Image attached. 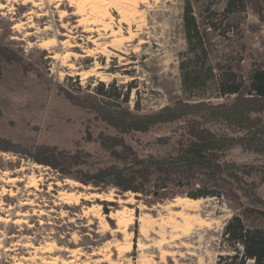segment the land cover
Masks as SVG:
<instances>
[{"label": "rangeland", "instance_id": "rangeland-1", "mask_svg": "<svg viewBox=\"0 0 264 264\" xmlns=\"http://www.w3.org/2000/svg\"><path fill=\"white\" fill-rule=\"evenodd\" d=\"M186 5L204 43L195 56ZM0 40L21 58L0 72V137L19 149L0 148V264H216L232 252L221 236L232 215L264 228L257 172L243 175L256 196L197 166L138 174L139 191L74 178L122 163L96 141L100 132L139 157L164 153L184 132L182 120L122 132L109 123L113 113L232 100L218 83L246 81L252 62L264 60V12L247 0H0ZM191 71L195 86L184 81ZM42 144L80 151L82 162L69 176L23 151ZM259 158L240 147L226 156L247 165ZM176 197L193 204L175 206Z\"/></svg>", "mask_w": 264, "mask_h": 264}, {"label": "trees", "instance_id": "trees-1", "mask_svg": "<svg viewBox=\"0 0 264 264\" xmlns=\"http://www.w3.org/2000/svg\"><path fill=\"white\" fill-rule=\"evenodd\" d=\"M247 4L259 17H263L264 2L247 0ZM183 21L188 52L195 56L199 51H204V43L190 5H186L184 9ZM20 60L14 50L0 40V72L4 62ZM207 70L209 74H213L211 67ZM189 74L184 76V81L190 80L195 86L198 75L195 71H191L192 75ZM99 85V92L106 94L104 83ZM218 91L221 95L233 94L234 97L220 103L178 99L173 104L148 114L132 113L129 110L113 113L109 116V123L122 132L146 130L154 124L175 120H182L184 132L169 150L143 157H139L125 145L121 137L100 132L96 141L122 163L99 168L95 173H82L74 178L84 184L97 186L99 183H111L122 191H139L140 185L135 182L138 174L144 175L151 169L197 166L213 179L227 182L225 177H229V180L236 182L248 194L256 196L255 182L246 181L243 175L257 172L260 179L264 180V117L261 115L264 112V60L252 62L246 81L222 76ZM235 147L257 153L259 161L247 165L226 159ZM0 148L19 152L15 145L1 137ZM24 150L37 163L50 166L64 175L71 176V167L82 162L80 151L71 153L44 144ZM204 194L219 195L216 191ZM261 212L264 214V211ZM221 236L232 252L219 255L216 264H264L263 227L247 226L241 216L234 214L225 224Z\"/></svg>", "mask_w": 264, "mask_h": 264}, {"label": "bare ground", "instance_id": "bare-ground-1", "mask_svg": "<svg viewBox=\"0 0 264 264\" xmlns=\"http://www.w3.org/2000/svg\"><path fill=\"white\" fill-rule=\"evenodd\" d=\"M23 1H27V0H23ZM121 64H127V61H125V58L123 56H119L118 57ZM33 177V176H30ZM193 204L192 200H189L188 198H182V197H176L174 198V205L175 206H179V207H183V208H187L190 207Z\"/></svg>", "mask_w": 264, "mask_h": 264}]
</instances>
